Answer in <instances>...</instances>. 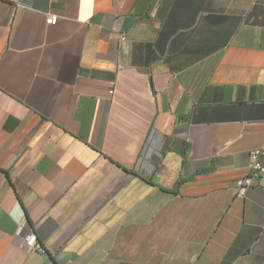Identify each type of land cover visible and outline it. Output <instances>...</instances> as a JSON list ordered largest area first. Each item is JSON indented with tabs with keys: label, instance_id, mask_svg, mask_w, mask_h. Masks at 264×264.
I'll use <instances>...</instances> for the list:
<instances>
[{
	"label": "crops",
	"instance_id": "crops-1",
	"mask_svg": "<svg viewBox=\"0 0 264 264\" xmlns=\"http://www.w3.org/2000/svg\"><path fill=\"white\" fill-rule=\"evenodd\" d=\"M263 142L264 0H0V264H264Z\"/></svg>",
	"mask_w": 264,
	"mask_h": 264
},
{
	"label": "built area",
	"instance_id": "built-area-1",
	"mask_svg": "<svg viewBox=\"0 0 264 264\" xmlns=\"http://www.w3.org/2000/svg\"><path fill=\"white\" fill-rule=\"evenodd\" d=\"M57 20L56 15H50L47 19V23H55ZM120 39H125L124 34H120ZM109 90V93H112ZM264 142L258 147L253 148L249 152V161L247 172L244 176L235 180L232 185L233 195L236 197H244L246 191L257 183V180L264 175ZM21 244L27 251L40 250L43 251V247L37 239L35 232L30 230L27 233H20Z\"/></svg>",
	"mask_w": 264,
	"mask_h": 264
}]
</instances>
